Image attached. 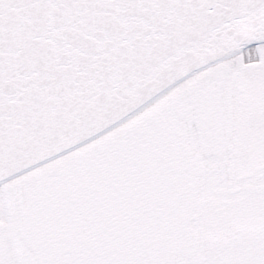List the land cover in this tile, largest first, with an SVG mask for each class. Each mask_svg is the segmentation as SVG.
Returning a JSON list of instances; mask_svg holds the SVG:
<instances>
[{
    "label": "snow or ice",
    "instance_id": "1",
    "mask_svg": "<svg viewBox=\"0 0 264 264\" xmlns=\"http://www.w3.org/2000/svg\"><path fill=\"white\" fill-rule=\"evenodd\" d=\"M0 264H264V0H0Z\"/></svg>",
    "mask_w": 264,
    "mask_h": 264
}]
</instances>
